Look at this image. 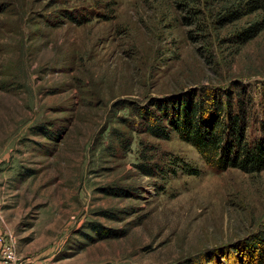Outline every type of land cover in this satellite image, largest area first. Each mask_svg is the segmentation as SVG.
Instances as JSON below:
<instances>
[{"label":"rangeland","instance_id":"374dc122","mask_svg":"<svg viewBox=\"0 0 264 264\" xmlns=\"http://www.w3.org/2000/svg\"><path fill=\"white\" fill-rule=\"evenodd\" d=\"M221 14L215 0H0V233L22 264H248L264 169L218 171L121 121H137L129 102L239 81L258 136L264 32L241 42L258 15ZM142 155L162 170L143 174Z\"/></svg>","mask_w":264,"mask_h":264},{"label":"trees","instance_id":"16d2710c","mask_svg":"<svg viewBox=\"0 0 264 264\" xmlns=\"http://www.w3.org/2000/svg\"><path fill=\"white\" fill-rule=\"evenodd\" d=\"M215 1L222 11L217 20L224 24L252 14L258 15L233 35L236 39L247 42L264 32V0H237L236 5L229 7L222 6L226 0ZM66 15L72 22H84L82 15L72 12H66ZM260 95L259 133L251 139L247 138L246 131L254 98L239 81H233L226 87L202 86L174 97H153L144 105L129 102L127 106L137 121L127 118L121 121L132 131L145 132L157 139H169L175 134L181 141L193 146L209 167L218 171L235 168L246 173L260 172L264 169V83ZM125 142L124 138H120L122 145ZM175 159L177 161L172 163L181 166L186 173L198 174L197 169L187 163L180 165V159ZM137 167L148 176L162 170L159 164L150 162L143 155ZM248 243L244 250L248 264H264L263 239L254 238ZM210 261L204 258L192 264H209Z\"/></svg>","mask_w":264,"mask_h":264},{"label":"built area","instance_id":"2783aa9c","mask_svg":"<svg viewBox=\"0 0 264 264\" xmlns=\"http://www.w3.org/2000/svg\"><path fill=\"white\" fill-rule=\"evenodd\" d=\"M15 241L11 233H0V253L3 264H22L14 249Z\"/></svg>","mask_w":264,"mask_h":264}]
</instances>
